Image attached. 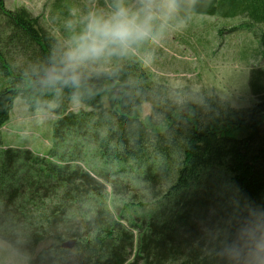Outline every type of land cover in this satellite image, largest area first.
I'll return each instance as SVG.
<instances>
[{"label": "trees", "instance_id": "obj_1", "mask_svg": "<svg viewBox=\"0 0 264 264\" xmlns=\"http://www.w3.org/2000/svg\"><path fill=\"white\" fill-rule=\"evenodd\" d=\"M178 3L184 21L264 25V0ZM257 36L264 45V29ZM62 47L0 0V128L16 97L30 110L55 102L48 154L0 146V239L29 264H264V69L250 70V107L179 104L133 61L83 68L76 87L50 83ZM71 98L85 108L69 109Z\"/></svg>", "mask_w": 264, "mask_h": 264}, {"label": "rangeland", "instance_id": "obj_2", "mask_svg": "<svg viewBox=\"0 0 264 264\" xmlns=\"http://www.w3.org/2000/svg\"><path fill=\"white\" fill-rule=\"evenodd\" d=\"M108 2L4 0V5L9 10L25 8L64 44L72 31L69 21L75 24L88 9L107 6ZM242 20V17L190 14L184 21L177 14L169 21L160 43L149 45L141 53L126 58H113L104 69L94 65L85 68L109 70L133 61L139 64L154 90L179 104L208 97L233 108H247L255 101L248 87L250 70L253 67L264 69V45L257 36L264 25L240 27ZM232 27L237 29L232 30ZM144 52L151 56L148 62L142 59ZM8 83L9 78L0 72V89ZM110 96L106 95V103H110ZM54 108L55 102L50 101L43 107L30 110L24 99L16 97L7 121L0 128V146L27 147L36 153L48 154L54 144ZM68 108L77 110L85 105L71 98ZM149 113L150 104L146 102L142 105V118ZM107 187L110 190V185ZM0 264H29V256L0 239Z\"/></svg>", "mask_w": 264, "mask_h": 264}, {"label": "clouds", "instance_id": "obj_3", "mask_svg": "<svg viewBox=\"0 0 264 264\" xmlns=\"http://www.w3.org/2000/svg\"><path fill=\"white\" fill-rule=\"evenodd\" d=\"M178 0H109L107 6L88 9L73 24L59 59L46 71L50 83L79 86L82 69H104L113 58H126L160 43L179 12ZM142 59L148 62L149 53Z\"/></svg>", "mask_w": 264, "mask_h": 264}, {"label": "water", "instance_id": "obj_4", "mask_svg": "<svg viewBox=\"0 0 264 264\" xmlns=\"http://www.w3.org/2000/svg\"><path fill=\"white\" fill-rule=\"evenodd\" d=\"M74 243L73 240H69L63 243L64 246H71Z\"/></svg>", "mask_w": 264, "mask_h": 264}]
</instances>
